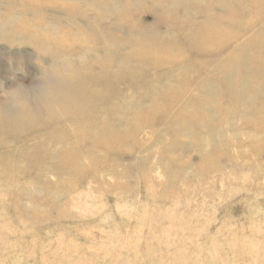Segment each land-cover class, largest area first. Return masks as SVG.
Instances as JSON below:
<instances>
[{"label": "rangeland", "instance_id": "obj_1", "mask_svg": "<svg viewBox=\"0 0 264 264\" xmlns=\"http://www.w3.org/2000/svg\"><path fill=\"white\" fill-rule=\"evenodd\" d=\"M0 264H264V0H0Z\"/></svg>", "mask_w": 264, "mask_h": 264}]
</instances>
